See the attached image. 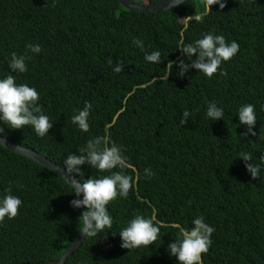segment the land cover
Wrapping results in <instances>:
<instances>
[{
    "label": "trees",
    "instance_id": "obj_1",
    "mask_svg": "<svg viewBox=\"0 0 264 264\" xmlns=\"http://www.w3.org/2000/svg\"><path fill=\"white\" fill-rule=\"evenodd\" d=\"M52 4L0 0V79L13 75L18 85L35 88L53 123L44 137L31 126L3 125L0 135L63 168L67 155L104 137L122 146L131 165L123 171L133 177L127 198L107 206L112 228L85 237L64 264H179L168 251L178 238L174 226L190 228L198 216L215 228L203 264H264V0H226L223 9L186 0L160 12L128 9L118 0ZM209 33L239 44L211 78L194 68L180 76L178 63L168 67L170 61L191 64L196 56L189 59L180 47ZM134 39L143 40V50ZM29 43L41 52H28L27 72L12 71L11 54H25ZM153 51L161 53L159 63L145 60ZM119 62L124 71L116 73ZM86 102L92 105L90 129L83 132L72 116ZM208 102L223 108V118L207 117ZM249 103L255 106V136L243 135L248 126L239 121V108ZM185 110L191 116L181 125ZM242 152L252 160L239 157ZM246 163L258 165L260 177L253 179ZM81 167V183L110 175ZM145 168L154 172L151 178ZM8 188L22 205L15 218L0 222V264L60 258L80 233L86 210L71 206L77 198L72 185L0 144V196ZM136 215L155 216L164 227L152 245L122 248L119 232Z\"/></svg>",
    "mask_w": 264,
    "mask_h": 264
},
{
    "label": "clouds",
    "instance_id": "obj_2",
    "mask_svg": "<svg viewBox=\"0 0 264 264\" xmlns=\"http://www.w3.org/2000/svg\"><path fill=\"white\" fill-rule=\"evenodd\" d=\"M179 2V0H174ZM209 6L219 4L223 9L226 0H206ZM55 7V0H53ZM199 19V17H196ZM133 43L141 50L144 49V42L140 39H134ZM182 52L191 59V64L184 60L170 61L169 68L174 63L179 64L180 71L178 75L183 76L191 69L202 72L208 78L217 73L222 62L230 60L239 51V44L236 41L228 43L223 35L205 34L203 38L197 39L194 43H188L180 47ZM31 53H40L39 44H27L25 54L13 52L9 61V66L14 72L25 73L28 70L26 61L31 59L28 55ZM145 60L152 63L161 61V53L153 51L145 54ZM108 64H112V59H108ZM116 73L124 71V65L119 62L113 69ZM221 75L227 76V72H221ZM168 78V77H167ZM39 93L28 84H17L13 75L0 79V133L4 132V126L7 125L12 129H20L25 126H31L35 133L44 137L53 127V123L47 115L43 114L42 106L38 104ZM92 108L91 103L86 102L78 114L72 116V123L76 124L83 132L90 129L89 114ZM206 115L212 120H219L224 116L223 108L217 106L215 102H208ZM239 121L241 124L248 126L247 132L253 136L256 135L254 126L256 124L255 106L251 103L241 106L238 110ZM191 113L188 110L183 112L180 124L187 123ZM0 143L4 141L0 140ZM246 162L252 160L250 153H240V156ZM264 163V157H261ZM88 164L98 172H110V175L100 176L99 178L90 177L81 183L77 175L84 176L82 165ZM128 158L124 155L122 146L115 142L109 143L104 137H95L89 139L85 146L79 149V154L72 153L67 155L64 160V168L67 174H70L71 180L68 179L73 187L76 199L71 201L74 208H86L79 217V231L84 237H95L98 233L104 232L105 229H111L113 218L108 211V205L117 199V197L127 198L129 191L133 187V177L126 175L123 170L130 168ZM246 168L253 179L260 177V167L251 163H246ZM114 169H119L113 171ZM154 172L151 168L144 169L145 178H151ZM66 177V176H65ZM83 197L82 199L80 197ZM55 198V197H54ZM22 200L12 194V189L8 188L0 196V222L5 217L13 219L19 214V208ZM155 216L145 218L142 215H136L132 218L126 227L120 232L122 239L121 247L129 250L147 247L155 243L159 238L161 228L164 225L154 223ZM178 227V238L168 245V251L172 256L178 259L179 264H203L202 255L209 251L212 244L211 236L215 228L205 222L203 216L193 219L192 227Z\"/></svg>",
    "mask_w": 264,
    "mask_h": 264
},
{
    "label": "water",
    "instance_id": "obj_3",
    "mask_svg": "<svg viewBox=\"0 0 264 264\" xmlns=\"http://www.w3.org/2000/svg\"><path fill=\"white\" fill-rule=\"evenodd\" d=\"M118 1L124 7L128 9L140 10V11H145V12H160V11L168 10L172 7H175L185 2L186 0H179V2H174V0H159L158 2L151 3V4H145V3H141L138 1H134V0H118ZM0 140L4 141V143H0L4 147L30 158L38 162L39 164L49 168L50 170H53L54 172L58 173L60 176L65 178L70 183L68 179L71 180V176L70 174L66 173L65 168L54 163L49 158H47L45 155L35 151L34 149L19 145L13 142L12 140L5 138L1 135H0ZM84 239L85 237L81 235V233H79L77 237L75 238V240L68 246V248L65 250V252L62 254L60 258L56 260L44 261V262L33 263V264H64L66 260L72 255V253L80 248ZM24 264H32V263H24Z\"/></svg>",
    "mask_w": 264,
    "mask_h": 264
}]
</instances>
